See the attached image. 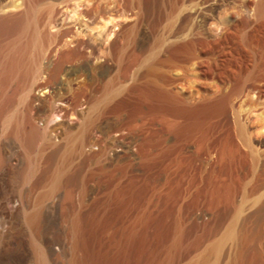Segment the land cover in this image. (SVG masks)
I'll list each match as a JSON object with an SVG mask.
<instances>
[{"label": "rangeland", "instance_id": "obj_1", "mask_svg": "<svg viewBox=\"0 0 264 264\" xmlns=\"http://www.w3.org/2000/svg\"><path fill=\"white\" fill-rule=\"evenodd\" d=\"M69 1L53 30L81 12L86 45L63 72L37 77L49 82L32 92L36 147H6L23 177L17 198L0 200V264H41V254L48 264H264V183L207 163L163 112L201 99L194 74L166 61L165 42L184 26L213 38L234 18L246 23L247 0ZM119 95L127 104L116 111ZM254 106L237 100L231 116L246 117L247 138L264 150V107ZM206 120L203 136L230 133Z\"/></svg>", "mask_w": 264, "mask_h": 264}, {"label": "bare ground", "instance_id": "obj_2", "mask_svg": "<svg viewBox=\"0 0 264 264\" xmlns=\"http://www.w3.org/2000/svg\"><path fill=\"white\" fill-rule=\"evenodd\" d=\"M69 3V0H0V180L6 176L9 179L8 186L0 184V200L17 198L19 190L15 189V183L23 177L21 157L16 151L8 154L7 145L14 148L21 143L33 150L40 136L34 123L32 92L63 72L65 63L81 56L86 45L83 26L87 15L81 12L74 23L69 24L73 21L69 19L68 24L53 30L60 5L68 8ZM246 5L253 10L246 23L234 18L224 23L220 34L213 38L204 36L196 27L184 26L165 42L166 61L184 74H194L201 99L193 105L184 99L170 102L163 112L179 124L182 143L193 140L207 163L230 170L243 166L248 175L253 172L264 183V150L256 149L247 138L246 117L234 114L233 120L231 116L237 100L250 102L257 109L264 107V50L258 52L254 42L257 33H264V0H247ZM144 14L151 16L150 10ZM43 74L48 80L37 78ZM126 102L125 96L119 95L116 111L124 110ZM257 114L264 129V110ZM211 116L218 117L229 128L227 136L202 135L206 119ZM30 218L34 222L38 214ZM47 256L40 255L41 264H48ZM27 262L28 259L19 260L21 264Z\"/></svg>", "mask_w": 264, "mask_h": 264}]
</instances>
